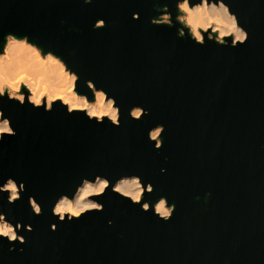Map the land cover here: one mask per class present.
I'll list each match as a JSON object with an SVG mask.
<instances>
[{
	"label": "water",
	"instance_id": "water-1",
	"mask_svg": "<svg viewBox=\"0 0 264 264\" xmlns=\"http://www.w3.org/2000/svg\"><path fill=\"white\" fill-rule=\"evenodd\" d=\"M226 2L248 32L237 47L177 37L175 0H0V51L3 34L27 35L79 75V93L91 100L92 80L120 108L114 127L59 103L45 112L4 98L17 134L0 142V176L25 191L12 204L0 193V211L21 223L26 243L9 251L0 238V264H264V0ZM164 4L172 27L150 23ZM97 18L106 26L93 29ZM133 105L147 115L132 119ZM156 124L160 149L147 136ZM96 174L151 183L143 199L167 197L171 219L111 189L95 198L102 212L64 222L51 214L59 195Z\"/></svg>",
	"mask_w": 264,
	"mask_h": 264
},
{
	"label": "clouds",
	"instance_id": "clouds-1",
	"mask_svg": "<svg viewBox=\"0 0 264 264\" xmlns=\"http://www.w3.org/2000/svg\"><path fill=\"white\" fill-rule=\"evenodd\" d=\"M83 3H92V0H83ZM177 15L175 22L180 25L176 35L179 38L187 35L198 45L206 41H214L222 46L237 47L248 39V32L239 24L238 17L233 13L226 0H175ZM132 19H139V13L133 12ZM153 25L174 24L172 14L164 4L157 17L150 18ZM106 26L102 18H97L92 25L93 29ZM3 44L0 51V142L7 136H15L16 130L11 126V120L5 116L2 106L6 97L9 101H16L20 105L27 104L33 108H43L45 112L52 111L54 105L66 109L67 114L83 113L88 120L97 124H104L105 120L114 127L120 126V108L114 97L103 88H97L92 80H86V87L92 94V99L77 91L79 75L70 69L67 63L52 51H45L31 42L27 35L16 36L5 33L2 36ZM128 115L134 120H141L147 115V109L133 105ZM164 131L162 124L151 127L147 136L154 142V147L163 146L161 139ZM2 155V150H0ZM165 169L161 168V172ZM0 193H7V202L15 203L25 191L23 181L19 183L11 176H0ZM108 189L121 198L129 200L133 205H139L144 212L151 211L157 218L168 221L175 211V204L169 203L167 197L160 196L154 203L143 199L145 193L151 194L154 188L151 183L144 184L137 175H125L110 181L107 177L96 174L92 179L82 177L80 183L69 196L61 194L51 207V214L60 222L66 219H80L88 212H102L104 205L96 197L103 196ZM28 204L35 215H41L43 209L33 196L28 197ZM109 224L112 222L109 220ZM22 228L18 221L14 225L6 219L0 211V238L9 242V251L13 250L15 242L26 243ZM57 225L52 223L50 229L55 231ZM25 231H32L30 224H24ZM23 251V249H20Z\"/></svg>",
	"mask_w": 264,
	"mask_h": 264
}]
</instances>
